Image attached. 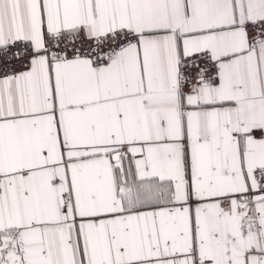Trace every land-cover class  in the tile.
<instances>
[{
	"label": "snow or ice",
	"instance_id": "snow-or-ice-1",
	"mask_svg": "<svg viewBox=\"0 0 264 264\" xmlns=\"http://www.w3.org/2000/svg\"><path fill=\"white\" fill-rule=\"evenodd\" d=\"M0 264H264V0H0Z\"/></svg>",
	"mask_w": 264,
	"mask_h": 264
}]
</instances>
